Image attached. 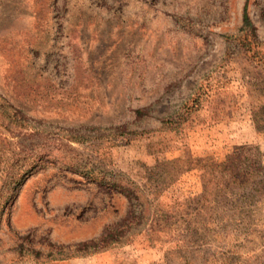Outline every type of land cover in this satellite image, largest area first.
Returning <instances> with one entry per match:
<instances>
[{
  "label": "rangeland",
  "instance_id": "rangeland-1",
  "mask_svg": "<svg viewBox=\"0 0 264 264\" xmlns=\"http://www.w3.org/2000/svg\"><path fill=\"white\" fill-rule=\"evenodd\" d=\"M0 264H264V0H0Z\"/></svg>",
  "mask_w": 264,
  "mask_h": 264
},
{
  "label": "trees",
  "instance_id": "trees-1",
  "mask_svg": "<svg viewBox=\"0 0 264 264\" xmlns=\"http://www.w3.org/2000/svg\"><path fill=\"white\" fill-rule=\"evenodd\" d=\"M243 29L253 30L255 29V25L250 17V14L248 12L247 4L244 7V13H243ZM25 172H29V169H25ZM17 182L20 179H16ZM111 233L105 234L104 236H101L99 238H94L86 241H80L75 246H77L78 250H84L87 252H96L107 246V243L110 242ZM112 240V239H111ZM103 244V245H102Z\"/></svg>",
  "mask_w": 264,
  "mask_h": 264
}]
</instances>
